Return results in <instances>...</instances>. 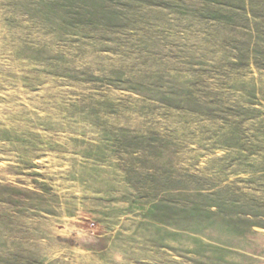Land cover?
Instances as JSON below:
<instances>
[{"label": "rangeland", "instance_id": "1", "mask_svg": "<svg viewBox=\"0 0 264 264\" xmlns=\"http://www.w3.org/2000/svg\"><path fill=\"white\" fill-rule=\"evenodd\" d=\"M0 264H264V0H0Z\"/></svg>", "mask_w": 264, "mask_h": 264}, {"label": "water", "instance_id": "2", "mask_svg": "<svg viewBox=\"0 0 264 264\" xmlns=\"http://www.w3.org/2000/svg\"><path fill=\"white\" fill-rule=\"evenodd\" d=\"M70 242V241H69Z\"/></svg>", "mask_w": 264, "mask_h": 264}]
</instances>
